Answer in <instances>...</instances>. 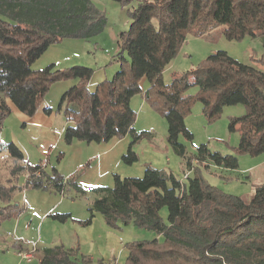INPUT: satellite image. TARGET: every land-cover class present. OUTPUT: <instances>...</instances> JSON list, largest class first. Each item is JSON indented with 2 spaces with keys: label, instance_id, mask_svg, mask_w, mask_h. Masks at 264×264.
I'll use <instances>...</instances> for the list:
<instances>
[{
  "label": "trees",
  "instance_id": "trees-1",
  "mask_svg": "<svg viewBox=\"0 0 264 264\" xmlns=\"http://www.w3.org/2000/svg\"><path fill=\"white\" fill-rule=\"evenodd\" d=\"M134 3L128 11L127 31L117 38L119 70L91 92L93 71L82 66L57 69L49 64L33 70V63L53 44L64 39H90L103 31L105 14L92 0H0V132L10 114L9 100L21 113L33 116L44 106L50 87L76 81L60 96L55 113L68 123L63 141L86 144L108 143L130 135L132 141L121 161H138L134 145L146 134L136 133V113L131 99L143 96L167 125V143L193 176L181 182L170 170L145 165L142 177L113 175L111 187H95L84 220L54 213L59 223L73 220L86 227L99 214L115 230L132 225L152 231L153 240L125 245L123 264H264V183L255 187L246 202L209 184L201 169L212 165L227 171L238 168L237 158L211 152L206 145L188 156L182 137L191 142L185 125L194 102L202 105L208 121L218 118L224 107L243 106L245 113L229 121V131L239 132L238 154L264 153V44L255 64H242L224 51L208 55L193 69L173 72L170 83L163 80L165 68L174 60L188 36L200 38L220 26L228 41L260 37L264 41V0H113ZM148 87L143 90L142 82ZM196 95H185L190 87ZM238 127V128H236ZM62 153L57 160L60 161ZM5 166L0 172V225L18 218L24 207L15 202L22 191L65 187L83 197L86 191L43 163L31 165L13 143L0 144ZM192 160L197 167L192 166ZM223 180H230L222 177ZM23 178V184L20 179ZM6 184V186L4 184ZM167 212L166 219L161 211ZM79 248L58 244L41 251L40 264H90ZM96 264H111L98 260Z\"/></svg>",
  "mask_w": 264,
  "mask_h": 264
},
{
  "label": "crops",
  "instance_id": "crops-1",
  "mask_svg": "<svg viewBox=\"0 0 264 264\" xmlns=\"http://www.w3.org/2000/svg\"><path fill=\"white\" fill-rule=\"evenodd\" d=\"M64 46H71V41L64 39L59 46L49 47L33 63L32 69L40 70L49 64H54L57 69L76 65V59L71 58V54ZM178 62L179 59L176 57L165 68L164 80L167 73L177 69ZM115 66L116 68L112 72L109 71L108 76L93 73L88 84L89 91L93 92L97 84L110 79L112 73L118 68V65ZM75 83L76 81L60 82L51 87L44 99V106L52 109L50 114L39 110L29 117L21 113L9 100H6L10 114L3 122L0 144L13 143L30 163L36 164L47 158L48 162L55 164L57 171L65 178L75 175V182L86 191V195L76 196V191L69 187H65L63 193L53 190H30L18 193L15 201L24 207V212L18 218L10 220L5 227L6 230H0V264H40L41 251L58 244L63 245L66 249L78 247L82 254L91 258L90 264H96L98 260L111 262V264H123L128 254L125 248L127 243L158 238L156 234L132 225L122 227L120 230L111 229L99 214H96L92 223L86 227L73 220L59 223L50 218L51 214L63 213L69 214L74 220H84L88 216L87 208L94 199V196L89 192L90 189L111 187L114 174L120 177H142L144 162L159 169L167 168L170 164L173 168L172 171L180 170V164L179 168L177 163L174 166L171 164L173 158L169 151H156L153 148L149 151L147 160L141 164L136 163L131 166L123 164L121 157L127 150L128 136L120 140L113 139L108 143L86 144L73 141L70 145H66L63 141V133L68 123L61 114L55 113V110L60 96ZM165 83L168 81L165 80ZM141 86L145 90L148 84L143 81ZM131 104L132 107L134 104L141 111L147 110L143 106V100L137 101L133 97ZM148 110V117L155 120L153 116L156 114L150 109ZM59 153L63 155L60 161L57 160ZM257 166H261L263 169L264 159ZM254 167L256 166L249 167L248 170L250 171ZM214 168L219 171L224 170L218 167ZM184 172L185 170L182 171V174ZM227 172L229 176L223 177L229 178L231 181L243 178L236 176V172ZM175 174L178 179H181V175ZM161 216L166 219L165 209L161 211ZM25 254H28L29 257H24Z\"/></svg>",
  "mask_w": 264,
  "mask_h": 264
},
{
  "label": "rangeland",
  "instance_id": "rangeland-1",
  "mask_svg": "<svg viewBox=\"0 0 264 264\" xmlns=\"http://www.w3.org/2000/svg\"><path fill=\"white\" fill-rule=\"evenodd\" d=\"M92 2L94 3L95 7L102 11L106 16V24L103 28V31L90 39H66L71 41V46L64 47H66L67 52L71 54V58L76 59V65L73 66L87 67L90 68L93 73H97L98 75L105 74L108 76L109 71L111 70L112 72V70L116 68L115 65H118V63L115 61L118 51L117 38L121 32L127 31L130 23L128 11L135 4L128 3L127 5H121L120 3L113 0H92ZM224 28V26H220L200 38L188 36L176 56L179 59L178 66L176 67L177 69L167 73V75H165V80L170 83L171 74L173 72L180 73L193 69L208 55L215 53L216 51H224L230 57L242 64H255L253 61L258 60L263 54V39L260 37H245L240 41H228L223 35ZM59 45L60 42L53 44L50 47H57ZM118 70L119 66L112 73L110 79ZM197 92L198 88L193 86L185 92V95H196ZM134 98L137 101L143 100V106H145L147 109H143L141 111L136 108L134 104L133 107L131 106V108L136 113L134 124L135 132L138 134L144 132L146 134L133 147V151L138 157V161L134 164H141L144 160H147L149 151H151L152 148L156 151L167 150L171 153L173 158V162L171 164L174 166V164L177 163L178 168L180 164V170L172 171L173 168L170 166V164L166 169L170 170L175 176V173H178L182 177L184 174H182V171L185 170L186 172L189 170L186 168L185 160L179 158L167 143V125L164 118L150 108V106L143 99V96L137 95ZM148 109L156 114L153 116L155 117V120H151V118L148 117ZM244 113L245 108L243 106H228L223 108L218 118L213 121H208L203 114L201 103L196 101L191 108V112L184 121L187 129L192 134L193 139L191 142H186L181 137L180 142L185 145L186 153L190 157L195 154L196 148L200 145H206L211 152H218L221 155H230L236 157L238 161V168L237 170L231 172H236L235 175H238L239 178L243 177L242 179L240 178V180H223L219 176H229L228 172L225 170L219 171L212 165L208 170L204 169L203 171L201 169V171L204 172L203 175L209 184L216 186L225 194L239 196L244 201L248 202L254 194L255 187L264 183V168L262 169L261 166H257L258 163L263 161L264 153L258 156H249L237 153L236 148L239 143V132L237 130L232 132L229 131L228 126L230 119L240 117ZM126 136H128L129 145L132 139L130 135ZM0 163H3L1 158ZM38 163H43L47 171H50L52 168L57 170L55 164L48 162L47 158L45 161H40L36 164ZM29 164L34 165L35 163L29 162ZM143 164L145 167V165L150 163L144 162ZM192 166L197 167V164L194 160H192ZM252 166L256 167L249 171L248 168ZM4 168L5 166H0V172L3 171ZM249 174H251L250 177ZM192 176L193 174L190 171V177ZM20 183L23 184V178L20 179ZM2 184L6 186L4 181ZM9 221L10 220L3 222L0 225V230L5 229ZM150 233L153 232L150 231Z\"/></svg>",
  "mask_w": 264,
  "mask_h": 264
},
{
  "label": "built area",
  "instance_id": "built-area-1",
  "mask_svg": "<svg viewBox=\"0 0 264 264\" xmlns=\"http://www.w3.org/2000/svg\"><path fill=\"white\" fill-rule=\"evenodd\" d=\"M189 175H190V171H186V172L182 175V177H181V179H180L181 182L185 181V180L189 177ZM24 257H29V255H28V254H25Z\"/></svg>",
  "mask_w": 264,
  "mask_h": 264
},
{
  "label": "clouds",
  "instance_id": "clouds-1",
  "mask_svg": "<svg viewBox=\"0 0 264 264\" xmlns=\"http://www.w3.org/2000/svg\"><path fill=\"white\" fill-rule=\"evenodd\" d=\"M185 173V172H184ZM190 176V175H189Z\"/></svg>",
  "mask_w": 264,
  "mask_h": 264
}]
</instances>
